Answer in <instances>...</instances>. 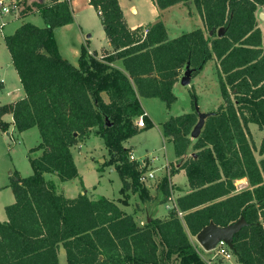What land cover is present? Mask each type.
<instances>
[{
	"label": "trees",
	"instance_id": "1",
	"mask_svg": "<svg viewBox=\"0 0 264 264\" xmlns=\"http://www.w3.org/2000/svg\"><path fill=\"white\" fill-rule=\"evenodd\" d=\"M153 1L164 10L189 0ZM192 1L205 30L171 39L159 18L132 29L119 0H90L114 52L99 57L83 45L77 66L61 55L56 38L57 28L75 21L70 1L26 7L22 17L41 12L45 26L23 22L5 37L26 96L0 106V128L7 131L2 117L10 112L18 131L38 127L41 142L30 149L32 173H16L10 181L15 201L5 207L7 220L0 221V264H60L62 246L68 264H208L190 234L197 236L211 221L227 226L241 217L246 224L235 234L232 252L241 264H264V137L258 161L249 130L250 123L264 129V34L257 15L264 0ZM221 27L226 30L219 36ZM214 56L224 101L209 112L200 136L191 137L199 120L194 91V111L163 124L180 163L173 174L184 169L192 188L168 218L140 225L115 200L82 193L69 198L47 179L51 173L61 182L80 179L83 185L72 147L94 134L110 156L104 165L113 166L123 181L120 192L131 189L149 199L140 181L147 167L130 160L124 146L154 126L140 96L159 98L171 108L177 100L174 85L187 64L196 75ZM119 59L124 69L114 64ZM140 116L146 123L141 129ZM243 178L249 186L238 190L236 182ZM160 188L169 195L167 177ZM121 202L127 204L125 198Z\"/></svg>",
	"mask_w": 264,
	"mask_h": 264
},
{
	"label": "rangeland",
	"instance_id": "2",
	"mask_svg": "<svg viewBox=\"0 0 264 264\" xmlns=\"http://www.w3.org/2000/svg\"><path fill=\"white\" fill-rule=\"evenodd\" d=\"M40 1H46V0H40ZM189 1L193 2L192 0ZM24 2L29 5L33 3V1H29V0H24ZM81 2H82L81 7L75 8V10L78 12V19L79 21H81L82 24L85 25L86 23L90 29L89 32L87 31L83 32V36L87 37V35L92 33L93 37L90 38L91 39L90 48L99 49L102 44V39L103 38L105 39V32L101 24L100 16L97 14V12H95L93 9H90L88 7L87 2H85V0H82ZM136 2L138 3L137 6H139V14L137 15L138 17H141L145 10L149 12V10L151 11L155 7L153 0H137ZM0 18H4L5 20H8L10 17L3 16L0 13ZM29 20L38 26H45L43 17L41 15L36 14L25 20L17 19V21H10L3 30L0 29V106L10 102L11 97L9 96L8 92L13 90L18 82L17 72L13 65L9 49L6 45L5 37L7 35L13 34L16 28L21 23H23V21L28 22ZM182 27L183 30H186L187 28L184 26ZM175 28H177L176 25L170 26L171 35H174L176 33V31L174 30ZM83 36L78 31V25H72V27H70L69 30H61L58 31V33L56 34L60 53L64 58L68 59L72 64L74 63L77 65L78 63L80 44L83 41L85 42ZM89 53L94 54V52L91 53L90 51ZM108 53H112V52L109 51ZM97 54L100 57V55H102L103 52L102 54L97 52ZM197 80L198 78L196 77L193 80L190 87L196 84ZM205 80L210 85L207 86L205 92L207 95L210 96L211 100H214L216 98V94L218 93L216 89H219V86H217V88L216 86H214L213 77L211 74L207 76ZM178 81L180 82V79ZM189 89H190L189 87H186L180 83V86L176 89L178 100L173 105V110L171 112L172 114H181L193 109V107H191L193 106V104L191 105V97L188 93ZM200 90L201 89L198 88L199 94H201ZM218 94H220V92ZM104 96L105 98H108L107 95ZM218 96L219 98H221V94ZM204 100L206 99L201 94L199 105L201 104L202 108L204 105L203 102ZM151 108L158 121H161L160 118L161 115L162 117H166L168 114L165 104L160 100H156L155 102H153ZM202 108L201 110L205 112L206 110H203ZM160 126L161 125H159L158 122V125L155 126L154 129L150 131L143 130V132L136 134V136L133 138L131 142L137 146V150L134 153L135 158L141 159L140 156L144 152H148L150 156L153 155L159 156L160 161L158 163L165 164L166 162H170L172 160L173 152H174L173 144L163 139ZM249 130H250V138L256 145V150H255L256 159L260 161L262 157L258 153V148L260 146L262 137L264 135V129H260L258 125L251 124L249 126ZM40 142H41V135H40V131L38 130V127L31 128L26 132V134L25 133L8 134V131H5V133L0 131V186L6 183L7 179L9 178L8 175H10V173H8L9 171L14 172L10 177L14 176L16 173H18L19 175L21 174L22 177L29 176L32 173V166L30 163V155H31L30 149L37 146ZM84 144L78 142L73 146L74 158L76 160L78 170L84 180L83 183H85L86 185L85 187L86 192L84 194H87L91 198H96L98 194L105 195L111 199L119 196L120 188L122 187L123 181L118 176L117 174L118 172L115 171L113 166L104 165L105 161H107L110 156L107 148L105 147L103 139L93 134L90 136V139L87 140V143L85 141ZM191 154H192V150H190L189 152V155ZM35 155L36 154H34V156ZM110 168H112L111 171ZM176 168H177L176 162L170 163L169 172L173 174V170H176ZM150 169L156 170L153 167H151L150 164L147 163V170ZM157 173L162 174V173H166V171L164 169L163 170L161 169L160 171L156 172V174ZM159 174L157 175L159 176ZM158 178L162 179L164 177L159 176ZM174 180L177 183L176 184L173 183V185L169 184V192L171 193V188H173L174 189L173 193L176 194V196H178L177 189L183 190L184 187L183 184L188 183L186 174L184 172H181L174 178ZM158 182L159 181H156L157 185L159 184ZM147 184L153 185V182L146 183V186ZM236 185L239 190H243L248 187V183L246 180L245 181L239 180L236 182ZM76 189H78L79 191L83 190L80 179H75L68 184L67 193L74 194ZM127 191L126 193L123 194V196L124 195L127 196ZM157 191L158 190L156 191L152 190L153 195L152 196L150 195V198L153 197V199H156L158 202L165 201V199H167L168 196L164 192V190H161L160 192ZM10 196L11 197L14 196L13 191L11 189H5L4 191H2L0 195V202H7L11 204L13 200H11ZM162 211L164 213L168 212V209L166 208L165 205L162 206ZM190 239L193 242V244L197 246L198 251L206 261L212 260L214 264H222L226 260H230L231 258L234 261L238 260V258L236 260L235 257L236 255L233 253L232 256L228 258L219 254L217 250L206 251L199 244L196 236L192 234H190ZM65 254H66L65 251H63L60 261L61 264H68Z\"/></svg>",
	"mask_w": 264,
	"mask_h": 264
},
{
	"label": "crops",
	"instance_id": "3",
	"mask_svg": "<svg viewBox=\"0 0 264 264\" xmlns=\"http://www.w3.org/2000/svg\"><path fill=\"white\" fill-rule=\"evenodd\" d=\"M29 1H33V3L34 2H41V3H49L50 2V0H46V1L29 0ZM69 1H70V4H71V7L73 9L74 15H75V21H74V23H71V24H68V25H65V26H62V27L57 28L56 29V34L58 33V31H61V30H69L70 27H72V25H78V31L83 36V32H85V31L89 32L90 29H89V26L86 23L84 25V24L81 23V21H79V19H78V12L75 10L76 7H78V8L81 7V3H82L81 1L82 0H69ZM136 1L137 0H132V1L131 0H119L120 6H121V8L123 10V13H124V19H125L127 25L130 28H132V29L137 28L139 26H145L146 24L151 23V22H155L159 18V19L163 20V22L165 23V26H166L168 35H169V37L171 39L172 38H176V37H178V36H180V35H182V34H184L186 32L195 30L197 28H202V29L205 30L204 21L202 19L201 14L199 13V11H198L195 3H194V1L193 2H190V1L181 2V3H178L176 5H173V6L169 7L167 9H164V10H160L158 8V6L154 3L155 4L154 9L151 10V11L149 10V12H147L145 10L143 12V14H142L141 17H138L137 16L139 14V6H137L138 3ZM85 2H87V5H88V7L90 9H93L95 12H97L95 10V8L90 4V0H85ZM36 14L42 16L41 12H35V13H32V14L23 16L20 19L21 20L22 19L25 20V19L33 16V15H36ZM97 14L99 15L98 12H97ZM257 15H258L259 27L261 28V30H262V32L264 34V6H260L258 8ZM0 19H1L0 20V29L1 30H3L5 28V26L10 21H17V19H11L10 20V18L8 20H5L4 18H0ZM100 20H101V18H100ZM23 22H25V21H23ZM28 22H32V21L29 20ZM101 24H102V22H101ZM171 25H176L177 26V28L174 29L176 31V33L174 35H171L170 34V26ZM182 26L187 27L186 30H183V27ZM103 30H104V27H103ZM104 32H105V30H104ZM92 37H93V34L92 33L89 34V35H87V37L86 36L85 37L83 36L85 42L83 41L80 44V51H81V47L83 45H85L91 53H93V52L94 53H97L98 52V53H101L102 54V52H103V54L100 55V57H102L103 55H105L109 51L112 52V53L114 52V48L112 47V45L110 43V40H109V38L106 35V32H105V39L104 38L102 39V44H101V46H100L99 49H97V48H90V44H91V39L90 38H92ZM80 51H79V56H80ZM79 56H78V60H79ZM114 64L117 67H119L121 69H124V64H123V61L121 59L115 61ZM74 65H76V64H74ZM77 65H78V63H77ZM218 69H219V61L214 56L211 60H209L207 62V64L205 65L204 69L201 72H199L196 75H193L192 76V82H193V80L196 77L198 78V80H197L196 84H194L192 87H190V85L192 84V82H191L190 85L186 86V87H189L190 88L188 93H189V95L191 97V105L193 104V102H192V96H191V93L193 91L199 96V100L201 99V94L205 97L206 100L203 101L204 102L203 108H202V106L200 104V108H202L203 110H206L205 112L214 111V110H216L223 103L224 100H223L222 93H221V88H220ZM184 70H183V72H184ZM210 74L213 77L214 86H216V88H217V86H219V89H216V90L218 91V93L220 92L221 98H219V96H218L220 94L217 93L216 94V98L214 100H211L210 99V96L207 95L206 92H205V90L207 89V86L209 85V83H207V81L205 80V78L207 76H209ZM182 75H183V73H182ZM181 76H180V82L178 81L174 85L173 90H174V93L175 94H176V89L180 86ZM17 78H18V82L15 85V88L13 90H11V91L8 92V94H9V96L11 98H10V102L7 103V104L16 102L17 100L22 99V98H24L26 96L25 90H24L23 85H22V83L20 81V77H19L18 73H17ZM198 88L201 89L200 90L201 91V94L198 93ZM104 95H107V94H104ZM176 96H177V94H176ZM105 99L108 100L109 98H105ZM156 100H160V99L159 98H156V97L148 98V97H142V96H140L141 105H142V107H143L146 115L152 120V122L154 124V126L152 128L146 129V131L147 130L150 131V130L154 129V127L157 126L158 125V122H159V125H161L160 126V129H161V134L163 136V139L166 140L167 142H170V143L173 144V142L171 141L170 138L164 136V134H163V124L167 120H169L172 116H178V115H181V114H184V113L193 112L194 109H191L190 111L184 112V113H181V114H172L171 112L173 110V105L175 103L171 106V108H168L167 105H166V103L164 101L160 100V101H162L165 104V107L167 108L166 110L168 111V114H167L166 117H162V115H161V117H160L161 118V121H158L156 119V117H155V114H154L152 108H151L152 103L155 102ZM177 100H178V96H177ZM199 100H198V103H199ZM156 103H158V102H156ZM191 107H193V106H191ZM2 119L5 122L8 123V129H7L8 134H12V133H16V134H24L25 133L26 134V132L31 129L30 128V129H28L26 131H22V132L18 131L17 128H16V126H15V123H14L13 114L10 113V112L9 113H6L5 115H3ZM251 124L258 125L256 123H250L249 126ZM32 128H34V127H32ZM139 128L141 129L143 127H139ZM0 131L3 132V133H5V131L2 130L1 128H0ZM141 132H143V131H141ZM135 136L136 135H134L133 137L129 138L127 141L124 142V146L126 148H129L130 149V153H132L133 155H134L135 151L137 150V146L135 144L131 143L132 140H133V138ZM263 137H264V135H263ZM263 137H262V139H263ZM89 139L90 138H88V139L85 140L86 143H87V140H89ZM85 141L81 142V144H84ZM261 142H262V140H261ZM129 144H130V146H129ZM84 145H86V144H84ZM260 145H261V143H260ZM73 148L74 147H72V151L74 153V149ZM173 150H174V144H173ZM140 158L141 159H138V158L137 159L138 160H146V162L148 164H150L151 167H153L154 169H156L157 172L160 171L161 169L163 170L164 169L163 167L165 165L170 164V163H174V162L177 163V168L180 167V163H178V158L175 155V151L173 152V158H172V160L170 162H166L165 164L164 163H158L160 161L158 155L150 156L148 154V152H144L140 156ZM111 170H112V168H110V171ZM115 171H116V169H115ZM181 172H184L186 174V171L184 169H180L175 174H171V182H172V185H173V183H175V184L177 183L174 180V178L179 173H181ZM8 173H10V175H8L9 178L7 179L6 183H4V185L0 186V195H1L2 191H4L5 189H11L12 190V188L9 186V184H10V181H11V178H12L10 176L14 172L9 171ZM157 174H159V173H157ZM20 176L22 177L21 174H20ZM118 176H119V174H118ZM159 176L160 177H165L166 176V173L159 174ZM46 177H47V179H54L57 182V184L59 185L60 189L63 191V193L67 197H69V198H74V197L78 196L80 193L84 194L86 192V188H85L86 185H85V183H83V185L81 184V186L83 187V190L82 191H79L78 189H76V191H75L74 194L67 193L68 184L71 181L75 180V179L70 180V181H66V182H61L56 175L51 174V173H47L46 174ZM186 177H187V175H186ZM162 180H163V178L162 179H159V184L158 185L156 183H153V185L151 187H147L151 196L153 195L152 190H154V191L158 190L157 192H160L161 190H163L162 188H160V185H161ZM240 180L241 181H245L246 180L247 183H248L247 178H243V179H240ZM187 181H188V178H187ZM237 181H239V180H237ZM183 186H184L183 187V190L177 189L178 196H176V194H174V198L176 199V202H177V199L180 196H183V195H185V194H187V193H189V192L192 191V188L190 187L189 182L187 184H183ZM248 186H249V183H248ZM122 187H123V184H122ZM121 188H120V190H121ZM172 190H174V189L172 188ZM99 196H101V194H98L97 197H99ZM124 198L126 199L127 204H124V203L121 202V199H124ZM109 199H111V198H109ZM11 200H13L12 202L15 201V195L11 197ZM112 200H115L117 202V204L124 211H126L129 214H132L135 217L137 223L140 224V225H144L151 218H162V219H166V218L169 217V214H170V210L167 208L168 197L163 202H158L156 199H153V197H151L149 199L142 200L140 198L138 192H134V191H132L130 189V190L127 191V196L126 197H124L123 194L120 192L119 196L113 198ZM8 202H10V201H8ZM8 204L9 203H7V202H0V221L1 222L7 220V214H6L5 207ZM164 205L168 209V212H166V213H164L162 211V206H164ZM63 251H65V253H66L65 248L62 246L61 249H60V251H59L60 261H61V255H62ZM235 257H236V260H237V256H235ZM207 262H208V264H214L212 260L211 261H207ZM60 264H61V262H60ZM222 264H241V263L238 260L237 261H234L231 258L230 260H226Z\"/></svg>",
	"mask_w": 264,
	"mask_h": 264
},
{
	"label": "water",
	"instance_id": "4",
	"mask_svg": "<svg viewBox=\"0 0 264 264\" xmlns=\"http://www.w3.org/2000/svg\"><path fill=\"white\" fill-rule=\"evenodd\" d=\"M225 28L221 27L217 33L219 36L223 35L225 33ZM215 30L210 31V35H213ZM193 69L190 67L189 64H187L183 75L181 76V84L184 86H188L192 82V76H193ZM195 109L198 113L199 120L197 124L195 125L193 131L191 132V137L193 139H196L200 136L204 126L207 117L209 116V112H204L201 110L200 105L198 101H195ZM246 224L244 221V218L241 217L238 221L231 223L227 226H219L215 222L211 221L209 225L205 226L196 236L197 241L199 244L206 250V251H212L214 250L219 242L224 241L231 250L234 249V243L233 238L235 234ZM103 259V256L100 257Z\"/></svg>",
	"mask_w": 264,
	"mask_h": 264
},
{
	"label": "built area",
	"instance_id": "5",
	"mask_svg": "<svg viewBox=\"0 0 264 264\" xmlns=\"http://www.w3.org/2000/svg\"><path fill=\"white\" fill-rule=\"evenodd\" d=\"M29 6V4H26L24 0H0V13L3 16H8L10 19H20L23 15L24 10L26 7ZM148 29H145V32H147ZM137 124L139 127H145V119L144 116H140L137 119ZM130 160L136 161L139 163V166L143 169L144 167H147V162L145 160H138L135 158V156L130 153ZM141 163V164H140ZM170 164L165 165L163 168L166 171V176L169 180V184L171 185V173L169 172ZM157 170H145L142 172L140 181L146 186V183L153 182L156 183V181H159L158 175L156 174ZM159 183V182H158ZM152 185H148L146 187H151ZM167 208L171 210L172 208L177 207L176 199L174 198V193L171 188V193L168 196L167 201ZM179 215L183 216V212L179 211ZM217 250L219 254L225 257H231L232 256V250L230 247L224 242L221 241L217 245V247L214 249Z\"/></svg>",
	"mask_w": 264,
	"mask_h": 264
}]
</instances>
